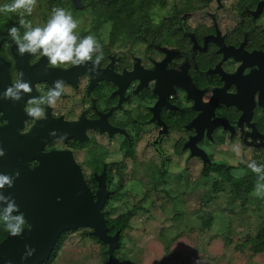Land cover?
Here are the masks:
<instances>
[{
  "label": "flooded vegetation",
  "instance_id": "1",
  "mask_svg": "<svg viewBox=\"0 0 264 264\" xmlns=\"http://www.w3.org/2000/svg\"><path fill=\"white\" fill-rule=\"evenodd\" d=\"M147 1L138 0L139 7L130 10L124 0L120 10L91 7L87 0H79L80 8L71 0H37L25 17L33 26L43 25L59 7L82 21L78 35L96 36L104 59L95 71L91 62L52 67L39 54L20 56L8 34L19 27L18 14L0 13V93L20 78L32 86L19 102L0 99V173L18 171L15 180H21L42 155L65 152L92 194L103 175L106 190L114 192L116 175L124 174L121 161L128 159L124 154L134 156L140 144L157 151L171 145L185 164L197 159L204 167L217 162L213 149L226 152L247 142L264 165V0ZM11 2L0 0V6ZM98 11L106 19H78L86 12L97 17ZM58 79L65 82L60 99L44 106L45 118L29 117L27 101ZM191 148L209 161L203 163Z\"/></svg>",
  "mask_w": 264,
  "mask_h": 264
},
{
  "label": "rangeland",
  "instance_id": "2",
  "mask_svg": "<svg viewBox=\"0 0 264 264\" xmlns=\"http://www.w3.org/2000/svg\"><path fill=\"white\" fill-rule=\"evenodd\" d=\"M152 2L147 1L148 5ZM42 7L46 8L45 4ZM81 14L78 19L84 23L106 19L101 11L97 17L89 12ZM236 145L239 155L233 150ZM236 145L226 152L220 151L221 147L212 152L214 161L226 164L232 175L239 176L246 173L247 162L253 161L256 153L247 142ZM174 154L171 145L157 151L152 144H140L134 156L121 161L127 180L116 195L118 201H109L110 208L116 209L113 216L125 213L127 207L139 208L123 232V248L114 264H264V252L255 255L251 243L235 241L246 236L257 238L264 226V198L252 192L243 201L235 199L228 183L216 185L215 174L201 177L200 160L185 164ZM117 157L119 154L113 159ZM203 213L210 214L209 228H202ZM0 232L4 233L1 226ZM83 232L80 229L66 236L52 264H107L101 246L82 237Z\"/></svg>",
  "mask_w": 264,
  "mask_h": 264
},
{
  "label": "water",
  "instance_id": "3",
  "mask_svg": "<svg viewBox=\"0 0 264 264\" xmlns=\"http://www.w3.org/2000/svg\"><path fill=\"white\" fill-rule=\"evenodd\" d=\"M80 8L79 0H71ZM192 155L209 161L203 152L191 148ZM98 179V188L92 194L69 153L51 152L40 158V164L29 174L21 175L11 188L0 191L11 194L24 215L26 224L19 236L7 235L0 241V264H43L46 262L62 233L81 228L107 245L108 259L119 247V232L107 233L103 208L113 192L106 190L104 179ZM11 190V191H9ZM26 246L35 249L27 259Z\"/></svg>",
  "mask_w": 264,
  "mask_h": 264
},
{
  "label": "clouds",
  "instance_id": "4",
  "mask_svg": "<svg viewBox=\"0 0 264 264\" xmlns=\"http://www.w3.org/2000/svg\"><path fill=\"white\" fill-rule=\"evenodd\" d=\"M37 0H12L11 3L0 6V13H17L18 25L9 28L8 34L14 41L17 52L20 56L39 54L47 59L52 67L71 64L73 66H83L91 62V71H95L101 61L104 59L103 47L95 35H86L81 37L76 30L79 27V21L64 8H53L48 20L39 26H33V23L27 20L26 16H31L36 8ZM24 29L21 33L20 29ZM65 88L63 80H56L48 91L38 97L30 98L27 101L25 113L35 119L45 118V107L56 103L62 96ZM32 91L29 82L22 78L17 79L12 85L0 93V99L19 102L25 94ZM49 135L55 136L52 131ZM234 152L239 155V145L234 146ZM5 152L0 147V157H4ZM247 167L257 174V182L253 191L256 197L264 198V165H258L254 160L247 162ZM17 171L12 175L0 173V190L6 186L13 187L15 179L19 178ZM19 208L15 200L10 196H5L0 191V218L3 219L5 230L12 236L22 234L26 220L23 214L18 213ZM35 253V249L26 246V255L23 259L30 258Z\"/></svg>",
  "mask_w": 264,
  "mask_h": 264
},
{
  "label": "trees",
  "instance_id": "5",
  "mask_svg": "<svg viewBox=\"0 0 264 264\" xmlns=\"http://www.w3.org/2000/svg\"><path fill=\"white\" fill-rule=\"evenodd\" d=\"M90 3V6L95 7L97 4L103 7H118L120 10L124 9V0H99L98 3H96L95 0H87ZM119 2V4L117 2ZM129 0L127 8L130 10L138 8V0ZM133 153L132 151L126 152L124 156L132 157ZM224 163L221 162H214L210 164H205L202 171H201V177L208 178L211 174H215L217 177L216 185L221 183H228L230 187V193L233 198L238 199L240 201L245 200L253 191L257 182V174L252 172L251 169L247 168V171H244L246 173H243L239 176L232 175ZM249 172V173H248ZM248 173V175H247ZM118 179V189H116L113 192V196H111L108 200H115L118 201L119 196L116 198V195L118 193H121V188L124 186L127 177L125 174H119L116 175ZM123 185V186H122ZM156 188V187H155ZM123 194H121L122 197ZM117 200H116V199ZM105 203L103 208L104 217L106 220V226H107V233L109 235H114L116 232H119V247L114 253L112 254L111 260L108 259L107 255V245L101 243L97 238L93 237L91 235V230L88 228H81L84 229V232L82 233V237L90 238L91 240L98 243L102 248V254L105 257L107 264H114V258L115 256L121 251L123 248V240L122 235L126 228L129 227L130 221L133 217V213L136 209H138V206L134 207H127L126 212L118 215L117 217H114L113 214L116 211L115 208H110L111 204L108 202ZM106 207H108V210L105 211ZM202 228H209L212 224V220H210V214L203 213L202 218ZM4 229V233L0 232V240L4 238L5 234L8 233L5 230V226L2 227ZM80 229L73 230V231H67L61 234L59 239L56 242V245L54 247V250L50 256V258L44 262L43 264H52L58 255L59 250L61 249L64 241L66 240V236L70 233L76 232ZM89 230V231H88ZM228 241V240H227ZM236 243L242 244V243H251V250L253 254H260L264 252V226L261 228V230L258 232V236L255 240L252 239L251 236H246L244 239H236Z\"/></svg>",
  "mask_w": 264,
  "mask_h": 264
}]
</instances>
